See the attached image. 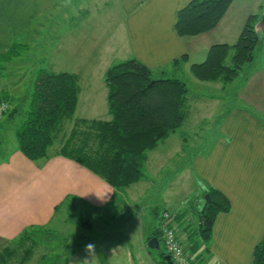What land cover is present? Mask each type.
Segmentation results:
<instances>
[{"label":"crops","instance_id":"1","mask_svg":"<svg viewBox=\"0 0 264 264\" xmlns=\"http://www.w3.org/2000/svg\"><path fill=\"white\" fill-rule=\"evenodd\" d=\"M115 1L121 12L119 24L113 29L103 25L101 38L104 40L94 45L95 60L108 63L111 59L137 58L158 77L179 71L181 64L191 71L193 64L207 58L215 44L234 45L248 18L259 14L263 5V0H233L215 28L197 35L182 36L176 30L177 15L191 0ZM77 2L82 22L74 25L75 32L72 29L56 39L51 55L55 50L56 54L64 53L71 58L70 53L75 51H72L73 45L69 47L67 42L75 44L80 38L91 41L93 27L98 24L84 22L90 10L96 12L103 10L104 5H111L107 0H87V3L99 8L84 5L85 1ZM73 3V0H0V64L2 55L13 42L29 39L25 35L27 31L34 32L35 36L29 41L32 46H37L35 42L44 36L42 31L47 27L53 29V25L52 28L45 25L50 21L49 15L53 18L58 11L69 16ZM109 8L108 11L112 12ZM87 29L88 33L82 34ZM48 59V66L42 68L52 72H69L62 69L64 62L56 55ZM169 66L176 67V70L168 73L165 70ZM108 68L103 72V78ZM39 69H35L36 74ZM71 73L78 77L79 105L82 76ZM0 80H5L4 74L0 75ZM85 85L87 89L94 88L91 81H85ZM103 85L107 87L108 102L109 87L105 80ZM6 91L7 85L0 81V93ZM86 99H82V103H88ZM222 109L219 120L211 121V125L208 120L206 123L212 131L219 130L218 136L209 149L194 156L192 167L193 173L196 171L204 179L208 190L215 188L229 199L230 210L218 214L211 238L198 241V251L203 254L201 264H254L256 246L264 238V120L255 116L250 106L223 105ZM111 118L110 113L106 120ZM0 155V264H4L5 250L25 230L49 225L60 209L72 206L77 207L78 223L93 229L90 231L92 240L82 246H67L63 252V264H160L157 261L158 252L148 246L147 238L160 225L161 221L156 223L153 220L161 208L160 203L165 206L170 200L163 197L158 202H142L140 197L130 196L131 192H141L146 196L151 189L150 185L146 186L150 178L143 177L125 189H116L89 168L63 155H53L48 160H32L18 145L11 146L7 153L0 152ZM91 190L110 191L107 201L101 202L95 193L77 195ZM81 206L96 212L112 207L120 212L129 209L130 213L115 219L120 224L117 231L99 236L98 227L94 228L95 221H88L89 218L82 216ZM183 207H178L175 212L185 215L187 220L188 214ZM194 216L188 217L196 223ZM84 220L88 222L83 224ZM180 232L187 236L181 229ZM89 243L95 245L94 255L86 250L85 246Z\"/></svg>","mask_w":264,"mask_h":264},{"label":"trees","instance_id":"2","mask_svg":"<svg viewBox=\"0 0 264 264\" xmlns=\"http://www.w3.org/2000/svg\"><path fill=\"white\" fill-rule=\"evenodd\" d=\"M232 2L191 0L178 12L177 32L190 36L212 30ZM258 16L253 14L248 18L234 45H213L203 62L192 65L193 75L202 81L233 79L240 68L250 61L253 49L261 42L256 25L262 16L259 20ZM231 50L234 53L228 59ZM9 57L5 52L1 61ZM104 80L109 87L110 120H75L71 133L65 134L62 123L73 119L77 110L78 77L71 72H52L47 68H41L36 75L29 105L23 109L15 108L10 114L15 117L22 112L23 120L15 129V136L18 148L28 158L48 160L53 155H63L89 168L114 188L125 189L145 177L143 167L148 152L183 126L188 112L189 88L178 77L155 76L137 58L110 66ZM0 98L4 99L1 93ZM56 144L60 146L52 152ZM207 193L210 194V202L206 201L204 205L197 231L193 230L185 215L176 213L180 229L188 236L189 243L185 249L192 258V264H201L203 259V254L198 251V241H208L218 214L230 210V201L221 191L210 188ZM87 222L84 220L83 224ZM33 229L25 230L5 250L4 264H10L9 259L16 255L24 253L29 257L35 253V248L39 246L35 238L39 228ZM160 229V225L155 227L147 242L158 237L161 248L156 249L157 261L170 264L165 259L168 253L163 246ZM1 259L2 256L0 262ZM254 264H264V238L256 246Z\"/></svg>","mask_w":264,"mask_h":264},{"label":"rangeland","instance_id":"3","mask_svg":"<svg viewBox=\"0 0 264 264\" xmlns=\"http://www.w3.org/2000/svg\"><path fill=\"white\" fill-rule=\"evenodd\" d=\"M81 1L87 3V0ZM107 1L109 2L108 4L111 3L112 7H110L111 5L105 7L103 4V10L100 9L94 12L91 9L89 12L91 14H87V20L84 18L85 23H98L97 26L93 27L90 36L91 41H87L86 38H80L75 44H71L68 41V46L73 45L72 51H75V53H70L71 58L64 53L56 54L55 50L52 54L63 60L64 66H62V69L82 76L81 101L74 118L62 123L65 125V134L71 133L75 120L82 118H101L106 120L110 116L106 96L107 87L103 85L104 78L102 75L105 69L123 60L121 58H118V60L111 59L108 63L102 62L100 59L95 60L96 54L94 52L96 50L94 45L99 44L101 39L104 40L101 38L104 31L103 25L113 29L119 24V17L121 18L117 1ZM73 2H75L73 3L74 8L70 6L69 16H65L58 11L53 18L49 15L50 21H47L45 25H49V27L51 25V28L53 25V29L47 27L45 31H42L44 36L38 38L35 42L37 46H32V42L29 41L30 38L35 36L34 32L27 31L25 35L29 39L22 38L21 41L17 40V42H20L19 44L16 41L13 42L6 51L8 57H13L6 58L1 63L0 75L4 74L5 80L0 81L7 85V91L1 94V97L10 103L11 108L9 113L7 112L5 116L0 118L1 153H7L11 146L17 145L15 129L22 123L23 116L22 112H20L14 117L10 112H14L15 108L23 109L29 105L34 90L37 68L48 66V57H52L51 50L56 45V39L62 34L66 35L72 29V32H75L77 29L74 28V25L82 22L83 17H81L80 10L77 9L79 3L77 0H73ZM86 3L84 5L100 7L93 3ZM262 3L258 20L264 14V0ZM108 8L112 12L108 11ZM48 29L52 31L50 32ZM258 32L261 42L253 49L250 61L241 67L236 76L229 81L222 79L215 81L199 80L183 64H181L179 71L169 74L182 79L188 85L187 118L178 132L160 143L159 148L152 150L150 153L148 152L149 158L146 160L143 170L145 172L144 176L151 179L146 185L151 187L149 192L146 196H143L141 192L138 194L131 192L130 194V196L133 195L137 199L140 197L142 202L146 200L158 202L163 197L170 200V203H165V206H162L163 202L160 203L161 208L159 207L160 210H157V216L153 219L156 220V223L161 221L163 210L168 209L176 213L175 211L178 207L181 206L182 208L185 206L183 210L187 211L188 221L195 215L196 223L190 221V226L195 231L199 229L200 215L207 201L206 195L209 193H207L208 189L204 179L196 174V171V175L193 173L192 162L194 156L209 149L213 140L218 136L219 131H212L211 127H206L207 120L209 125H211V121L220 118L223 114V105L224 107L226 105L250 106L255 116L264 120V29L259 28ZM87 33L88 29L82 34L86 35ZM80 34L81 32H79ZM233 53L234 50H231L228 59L232 57ZM2 66L5 68H2ZM174 70H176V67L169 66L165 71L172 73ZM154 74L158 77L157 73ZM85 81H91L94 88H85L87 87ZM87 93H90V95ZM82 99H86L88 103H82ZM60 136L62 137L63 135L61 134ZM59 146L60 144L56 145L53 150H57ZM76 208L72 206L60 209L49 225L39 228L35 237L39 242V246L35 248V253L29 257H26L24 253L16 255L14 258L11 257L9 259L10 264H62L63 252L67 246H82L91 241L90 231L93 229L82 227L78 223L79 213ZM80 210L83 214L82 216L89 218L88 221H95L94 228L98 227L99 236L100 234L103 236L109 232L117 231L120 224L115 219L119 220L130 213L129 209H124L120 212L112 209V207L96 212L81 206ZM28 242L30 244V241Z\"/></svg>","mask_w":264,"mask_h":264},{"label":"built area","instance_id":"4","mask_svg":"<svg viewBox=\"0 0 264 264\" xmlns=\"http://www.w3.org/2000/svg\"><path fill=\"white\" fill-rule=\"evenodd\" d=\"M11 106L8 101L0 100V117L9 112ZM160 230L162 243L166 252L171 255L175 264H192V258L185 249L188 244V237L181 235L180 222L177 221L176 213L164 210L162 213Z\"/></svg>","mask_w":264,"mask_h":264},{"label":"water","instance_id":"5","mask_svg":"<svg viewBox=\"0 0 264 264\" xmlns=\"http://www.w3.org/2000/svg\"><path fill=\"white\" fill-rule=\"evenodd\" d=\"M259 28L264 29V14H262L261 19L258 21L257 25H256V30L258 32ZM259 33V32H258ZM207 201L210 202V194L206 195ZM148 246L152 249H160L161 248V242L160 239L158 237H153L149 240L148 242ZM165 259L168 261V263L172 264L173 260L171 255H166Z\"/></svg>","mask_w":264,"mask_h":264},{"label":"clouds","instance_id":"6","mask_svg":"<svg viewBox=\"0 0 264 264\" xmlns=\"http://www.w3.org/2000/svg\"><path fill=\"white\" fill-rule=\"evenodd\" d=\"M110 191H98V190H91V191H88V192H85L83 195L81 194H77V195H80V196H88L89 194L91 193H95L96 197L101 201V202H106L107 199H108V196L107 194L109 193ZM86 250L93 253L94 255V250H95V245L92 244V243H89L87 244L86 246Z\"/></svg>","mask_w":264,"mask_h":264}]
</instances>
